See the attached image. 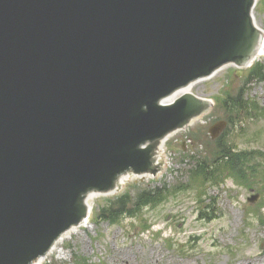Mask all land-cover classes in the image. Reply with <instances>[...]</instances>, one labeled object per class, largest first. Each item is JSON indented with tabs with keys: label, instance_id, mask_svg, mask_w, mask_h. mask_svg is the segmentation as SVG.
<instances>
[{
	"label": "water",
	"instance_id": "95a60500",
	"mask_svg": "<svg viewBox=\"0 0 264 264\" xmlns=\"http://www.w3.org/2000/svg\"><path fill=\"white\" fill-rule=\"evenodd\" d=\"M254 2L0 0V264L33 263L86 216L88 193L156 171L159 141L205 106L159 101L256 56Z\"/></svg>",
	"mask_w": 264,
	"mask_h": 264
},
{
	"label": "rangeland",
	"instance_id": "374dc122",
	"mask_svg": "<svg viewBox=\"0 0 264 264\" xmlns=\"http://www.w3.org/2000/svg\"><path fill=\"white\" fill-rule=\"evenodd\" d=\"M262 6L264 29V0ZM246 74L247 71L237 76L230 69L194 85L195 94L213 99L212 115L168 141L167 163L172 168L167 169L166 177L146 178L138 181L136 187L134 183H126L124 189L136 192L163 185L170 189L182 185L193 190L172 195L166 203L145 209L139 218H123L116 225L96 222V209L108 198L97 196L88 227L58 246L61 249L51 256L52 263L264 264V183L259 178L250 180L248 174L243 182L229 179L218 187L208 186L203 196L205 203L201 204L197 200L203 191H197L190 183L191 165L182 158L184 143L188 146L186 154L200 153L206 160L211 158L215 146L209 128L225 117L218 100L227 97L226 94L236 96L241 87H246L245 97L259 104L264 112V83H246ZM252 114L254 120L235 115V120H244L246 127L233 129L227 139L236 141L233 143L240 149L264 150V114L258 111ZM250 188L261 195L257 203L248 202ZM151 224L149 230L142 232Z\"/></svg>",
	"mask_w": 264,
	"mask_h": 264
},
{
	"label": "trees",
	"instance_id": "16d2710c",
	"mask_svg": "<svg viewBox=\"0 0 264 264\" xmlns=\"http://www.w3.org/2000/svg\"><path fill=\"white\" fill-rule=\"evenodd\" d=\"M255 75L259 81H264V69L262 66L257 67V73H255ZM242 97L243 96L238 99V102L234 103V109L246 112L248 115H250L251 111H258L262 115L264 114L262 108H260L258 104L247 101ZM222 147H224L223 150L225 149V151L217 155L218 157L221 156L216 159L217 161L214 168L207 167L206 164L204 165L203 163L197 162L195 167L196 178L207 180L210 179L209 177H212L223 182L225 180V178H223L225 172H227L229 176H233L235 180L243 179L247 174L250 175V180L260 178L262 174L260 159L264 157L263 152L260 150L240 151L234 144L224 145L223 143ZM164 197L165 194L159 190L155 192H143L136 198L126 193L110 200L108 206L101 210L100 216L109 219L112 223H117L120 222L122 217H135L141 213L145 207L159 204Z\"/></svg>",
	"mask_w": 264,
	"mask_h": 264
},
{
	"label": "bare ground",
	"instance_id": "6f19581e",
	"mask_svg": "<svg viewBox=\"0 0 264 264\" xmlns=\"http://www.w3.org/2000/svg\"><path fill=\"white\" fill-rule=\"evenodd\" d=\"M263 57H264V52H263ZM261 59V58H260ZM190 90V89H189ZM162 164L164 163V159L161 162ZM83 227H88V222L84 223L82 225ZM78 228L73 229L72 231L68 232L66 235H64V240L59 241L56 245H55V251H50V257L36 263V264H43L46 261L51 260V256L57 252L60 251L61 247H58L59 245L63 244L66 240L70 239L76 232H77ZM62 251V250H61Z\"/></svg>",
	"mask_w": 264,
	"mask_h": 264
}]
</instances>
